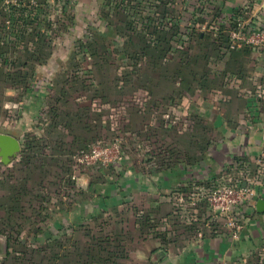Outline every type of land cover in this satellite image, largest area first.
<instances>
[{"label": "rangeland", "instance_id": "rangeland-1", "mask_svg": "<svg viewBox=\"0 0 264 264\" xmlns=\"http://www.w3.org/2000/svg\"><path fill=\"white\" fill-rule=\"evenodd\" d=\"M19 3L0 0V31L6 33L1 40L8 48L3 57L12 66H22L26 89L19 87L13 98L25 97L36 104L37 114L26 116L23 126L16 114L9 118L21 128L20 152L8 165L0 163V264H74L69 263V258L75 259L69 252L93 246L92 237L100 232L98 215H91L84 230L69 241L70 212L96 204L97 194L88 193L89 185L104 183L103 179L112 182L127 168L139 167L149 144L165 142L161 130L148 139L149 117L164 116L174 131L182 120L178 114H185V98L176 108L165 106L169 87L162 81L163 70L157 68L164 64L155 65L161 59L152 57L151 62L139 55L135 63V53L144 51L146 40L162 36L159 22L172 26L165 35L169 38L177 26L178 33L191 29L196 18L205 20L202 17L208 14L213 21L217 8L207 0H41L25 7ZM199 27L200 33L206 32ZM172 38L176 48L178 34ZM203 48L202 44L192 48L187 61L188 67L196 66V88L201 64L210 59ZM173 55L166 57L170 72L177 67ZM53 104L58 111L48 114ZM183 128L180 135L187 130ZM98 139L107 140L110 148L116 144L118 152L110 154V159L116 157L114 163L84 166L77 162L79 155L70 159ZM88 198H93L91 203ZM125 221L130 223L129 215ZM118 264L141 262L128 257Z\"/></svg>", "mask_w": 264, "mask_h": 264}, {"label": "crops", "instance_id": "crops-1", "mask_svg": "<svg viewBox=\"0 0 264 264\" xmlns=\"http://www.w3.org/2000/svg\"><path fill=\"white\" fill-rule=\"evenodd\" d=\"M207 1L217 8L221 21L264 26V0ZM204 54L210 59L201 64L199 76L204 75L203 70L207 76L198 88L193 85L186 93L179 126L173 131L153 117L147 122L152 133L163 132L161 136L174 149L177 160L151 174L140 166L129 167L112 182L91 183L87 190L97 194L93 197L96 204L83 205L78 213L69 214L73 228L84 227L87 218L98 215V226L114 245L120 243L124 249L118 252L122 259L115 254L116 264L128 257L141 264H260L264 258V212L257 211L258 200L264 201V168L254 195L240 208L242 229L237 238L221 222L211 225L203 197L210 185L239 176L234 164L247 161L254 171L255 159L264 158V102L256 108L259 95L253 93L256 88L264 90V49L229 51L210 46ZM5 69L0 62V71ZM13 92L0 83V134L19 141L18 122L37 111L36 104L25 97L15 100ZM11 114L17 115L14 126L9 121ZM184 126L187 130L180 135ZM183 188L192 193L188 199H177ZM127 215L130 223L125 221Z\"/></svg>", "mask_w": 264, "mask_h": 264}, {"label": "trees", "instance_id": "trees-1", "mask_svg": "<svg viewBox=\"0 0 264 264\" xmlns=\"http://www.w3.org/2000/svg\"><path fill=\"white\" fill-rule=\"evenodd\" d=\"M19 6H29V3H19ZM204 10H206L205 8H203ZM17 12H19L18 10H16ZM207 11V10H206ZM2 12V11H1ZM24 12V10H23ZM4 17V16H2ZM209 15H205L202 18L203 19H194L191 21L190 25H191V29H188L186 32H179V27L177 26L176 28V32L174 34H170L169 38H166L165 35L168 34L169 31H172L173 28H171L172 26H170V23L164 24L163 22H159V25H161V30L160 32L162 33V36L156 35L153 40H146L145 42V48L144 51L139 54V53H135L133 60L136 63L137 62V57H142L143 58H148L149 60H151L152 62V57L161 59L159 62L160 63H155L156 67L159 64V66H161L162 64H164L161 67H157V68H161L162 74H161V78H163L162 81L167 82L169 87L166 90V93L168 94L167 98H164V103L167 109H171V108H176L178 105L179 100H182L183 98H185L187 96V92H189L190 88H195L193 87V82L196 81L197 79V72H194V69L196 66H194V63L188 67V63L187 61L189 60V58L191 57V53H192V48L201 45L202 43H204V45L202 47L205 48V50L207 51V49H209V47L211 46V49L215 50L217 48L219 49H225V50H229L228 49V32L234 28L237 27V22L235 21H221L219 19V16L214 15L213 16V21H209ZM5 22V21H4ZM217 22V24H216ZM198 26L205 27L206 32H202L200 33V30H198V28H196ZM199 27V28H200ZM167 31V32H166ZM3 34H6L4 32L0 31V62L1 64H3L4 66H6L5 70H1L0 71V83H2L3 85H8V87H10L11 89H13L14 91H19V87L21 88H25L24 87V83H23V74L20 72V67L22 66H12L10 64H8L6 62V58L3 57V55H5V53H7L8 49L7 47L3 46L4 43L1 39L4 38ZM178 34V40L176 41V48L174 46L175 42L172 40L174 35ZM208 41V43H206ZM206 43V44H205ZM187 45V46H186ZM6 50V51H5ZM230 51V50H229ZM173 52V56H171L172 60L176 61V65L177 67L170 72V63L168 62V58L167 55L169 53ZM34 54L36 52H33ZM140 55V56H139ZM205 58L206 54H204ZM195 58V57H194ZM210 58V57H209ZM38 59V58H37ZM207 59V58H206ZM186 66L187 69L184 67ZM4 74H3V73ZM186 72V73H185ZM202 73L204 74L203 76H199V80H202L203 77L207 76V72L206 71H202ZM190 76L189 79H187L186 77ZM23 83V84H22ZM177 84V87L174 88V84ZM172 86V87H170ZM165 93V94H166ZM254 94H258V99L256 97V108L261 107V103L264 102V90H261L259 88H256L255 91L253 92ZM261 95V96H260ZM173 101V103H169ZM158 104V102H153V104ZM156 109V108H155ZM55 111H58L56 109L55 104H53L50 109H49V113L48 114H54ZM164 114V113H162ZM167 114V113H166ZM171 115V114H170ZM258 117L261 116V114H256ZM257 116H255L254 118L257 120ZM155 121H158L160 123V125L163 123H165L167 126L172 125L171 120H166L163 116V119H159V118H153ZM264 122V117L263 120ZM149 129V127H148ZM147 129V130H148ZM152 133V132H151ZM148 139H152L154 138V133L152 134H147ZM34 142L37 140L35 137H33ZM40 144V149L39 152H43L42 151V141H38ZM107 140H95L94 142H92L91 144L94 143H101L102 145H106L108 143H106ZM166 142H156L155 140L149 144L148 148L146 149V153L145 156L147 157L142 158V162L140 163V168L142 171H147L149 174H151L154 171H159L162 168L165 167H169L171 164H173L174 161L177 160L176 154L174 153V149L170 147V145H166ZM47 144V143H46ZM90 144V145H91ZM26 148H31L30 146H32L31 143H25ZM87 145L86 147L80 148L78 150H76L70 157V159H74L76 156H78L79 154H81L82 152H85L89 149V146ZM26 148H23L22 151V156H27V151ZM35 149V148H34ZM38 151V150H35ZM52 158V156H50V159ZM70 160V161H71ZM238 161V160H237ZM242 161V160H241ZM135 167V166H134ZM69 184L72 188H77L76 184L72 181L69 180ZM211 187L213 185H210ZM209 186V187H210ZM191 187V186H190ZM208 187V188H209ZM210 187V188H211ZM81 192V191H80ZM192 193V192H191ZM190 190L188 188H183L182 190L178 191V194L180 195L181 198H189V195L191 194ZM204 203L206 205L207 208V204L204 200ZM103 225L106 224V221H103ZM211 225H215L216 223H214L213 221L210 220ZM85 228V226H76V227H72L71 231L72 233L69 236V241L70 238H74L76 237V235L74 234H79L80 231H83ZM85 237L88 236V232L84 235ZM83 236V237H84ZM93 240V246H89L87 248H82L81 250L76 247L75 249L73 248L72 252H69V255H72L71 257L75 258V259H70L69 258V263H74V264H92V263H99V264H116V257L115 254H117L120 259L123 258V254H120L118 252H122L124 251L123 247H121L120 243L119 245H114L115 241L111 240L110 236H108L107 234H105L103 232V228H100V232H99V236L98 237H92ZM74 242L77 243V240L74 239ZM74 247V246H73ZM122 248L121 251H119V248ZM88 250L91 251L92 254L88 253ZM80 251H82L83 253H81ZM70 257V256H69ZM95 260V261H94ZM264 258L262 260H260V264H264L263 263Z\"/></svg>", "mask_w": 264, "mask_h": 264}, {"label": "built area", "instance_id": "built-area-1", "mask_svg": "<svg viewBox=\"0 0 264 264\" xmlns=\"http://www.w3.org/2000/svg\"><path fill=\"white\" fill-rule=\"evenodd\" d=\"M21 3L36 5L41 0H19ZM242 48L264 49V26L254 25L247 21H238L237 27L228 32V49L236 51ZM118 152L116 144L111 148L101 143H95L90 148L79 154L77 162L84 166L94 164L114 163L116 157L110 159L111 151ZM251 169V163L240 161L234 164L239 169V176L228 182L213 185L203 196L207 204L209 219L214 223L221 222L231 233L232 238H237L242 229L240 208L254 195V187L258 184L259 174L264 168V158L255 159ZM240 168H239V167ZM248 185H247V178ZM180 195L177 196V199Z\"/></svg>", "mask_w": 264, "mask_h": 264}, {"label": "water", "instance_id": "water-1", "mask_svg": "<svg viewBox=\"0 0 264 264\" xmlns=\"http://www.w3.org/2000/svg\"><path fill=\"white\" fill-rule=\"evenodd\" d=\"M20 152L19 141L9 135L0 134V163L8 165L11 160ZM79 187L84 188V184H77ZM257 211L264 212V201L258 200Z\"/></svg>", "mask_w": 264, "mask_h": 264}]
</instances>
